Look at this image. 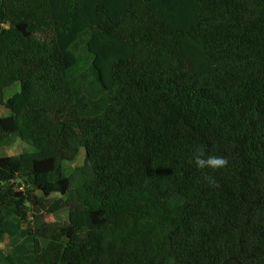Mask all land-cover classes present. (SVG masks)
Masks as SVG:
<instances>
[{
	"label": "trees",
	"instance_id": "1",
	"mask_svg": "<svg viewBox=\"0 0 264 264\" xmlns=\"http://www.w3.org/2000/svg\"><path fill=\"white\" fill-rule=\"evenodd\" d=\"M17 140L0 242L12 210L36 264H264V0H0ZM198 148L227 165L196 169Z\"/></svg>",
	"mask_w": 264,
	"mask_h": 264
},
{
	"label": "rangeland",
	"instance_id": "2",
	"mask_svg": "<svg viewBox=\"0 0 264 264\" xmlns=\"http://www.w3.org/2000/svg\"><path fill=\"white\" fill-rule=\"evenodd\" d=\"M78 52L81 54H84L83 51V45H80V48L77 49ZM18 89V84H14L13 86L7 88L5 92V97L12 94ZM0 149L2 150V153L8 154V155H16L20 152H29L31 149L30 147L22 141L17 140L13 145L11 146H0ZM29 150V151H28ZM83 152L80 153V155L75 159L73 162H64V167L66 171L69 170V168L77 167L83 164ZM79 193L82 194L81 190H79ZM57 194H52L50 198L57 197ZM7 212V211H6ZM9 213V212H7ZM34 214H40L36 217H33ZM31 217V218H30ZM33 217V218H32ZM29 218L32 220V226L38 227L43 221H62L65 219V212L60 211L57 212L55 215L51 213L46 212H40L38 213V209L34 208L32 209L31 213H29ZM5 235L8 234V239L10 241H6L4 243L0 244V252H3L6 250L9 254L13 256L16 262L21 264H36L33 254L30 252L31 249V239L27 234L26 229H23L22 224L20 221H18L15 216L8 214L5 218L4 224H3ZM8 249V250H7Z\"/></svg>",
	"mask_w": 264,
	"mask_h": 264
},
{
	"label": "clouds",
	"instance_id": "3",
	"mask_svg": "<svg viewBox=\"0 0 264 264\" xmlns=\"http://www.w3.org/2000/svg\"><path fill=\"white\" fill-rule=\"evenodd\" d=\"M198 170H217L224 168L228 161L222 156L206 155L203 148H198L194 151L190 160Z\"/></svg>",
	"mask_w": 264,
	"mask_h": 264
},
{
	"label": "crops",
	"instance_id": "4",
	"mask_svg": "<svg viewBox=\"0 0 264 264\" xmlns=\"http://www.w3.org/2000/svg\"><path fill=\"white\" fill-rule=\"evenodd\" d=\"M28 151H29V150H28ZM5 155H8V154L2 153V150L0 149V156H5ZM6 211L9 212V213H7ZM6 211H5V216H7L8 214L15 216L14 213L12 212V210H6ZM40 212H43V211L40 209L39 213H40ZM15 218H17V217L15 216ZM17 219H18V218H17ZM18 221H19V220H18ZM5 233H6V232H4V237H3V240L0 242V244H1V243H4L5 240H6V241H10V240L8 239V234L5 235ZM7 250H8V249H7ZM7 253H8V252H6V250L4 251V253H3V252H0V264H4V262H3V255H4V254H7Z\"/></svg>",
	"mask_w": 264,
	"mask_h": 264
}]
</instances>
